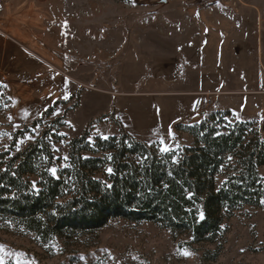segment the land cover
I'll return each instance as SVG.
<instances>
[{
    "label": "rangeland",
    "instance_id": "374dc122",
    "mask_svg": "<svg viewBox=\"0 0 264 264\" xmlns=\"http://www.w3.org/2000/svg\"><path fill=\"white\" fill-rule=\"evenodd\" d=\"M162 1L0 0L1 148L58 130L61 162L86 131L176 150L193 145L179 124L216 111L262 128L264 0ZM224 226L211 260L217 244L152 223L115 219L44 244L0 219V264H264V208Z\"/></svg>",
    "mask_w": 264,
    "mask_h": 264
},
{
    "label": "trees",
    "instance_id": "16d2710c",
    "mask_svg": "<svg viewBox=\"0 0 264 264\" xmlns=\"http://www.w3.org/2000/svg\"><path fill=\"white\" fill-rule=\"evenodd\" d=\"M177 128L192 146L161 151L125 132L105 139L86 131L68 143L63 162L58 130L18 153L26 132L15 133L7 150L0 134V219L44 244L95 234L115 219L152 223L194 244H217L206 254L217 259L226 221L264 208V126L216 111Z\"/></svg>",
    "mask_w": 264,
    "mask_h": 264
},
{
    "label": "snow or ice",
    "instance_id": "6c2138e0",
    "mask_svg": "<svg viewBox=\"0 0 264 264\" xmlns=\"http://www.w3.org/2000/svg\"><path fill=\"white\" fill-rule=\"evenodd\" d=\"M104 138L107 139V137H104ZM27 139L31 140L32 137L29 136ZM20 143L23 144L24 141L21 140ZM167 150H168L167 148H162V149H161V151H167ZM17 151H20V148H19V147H17ZM65 159H67V157H65ZM49 171H50V173H51L52 176H56V171H57V170H56L55 168H52V169H50ZM109 172H111V169H109ZM32 187H33L34 194H35V192L38 191V190L36 189V185L33 184ZM201 219H203V214H201ZM184 254H185V255H189V253H187V252H185Z\"/></svg>",
    "mask_w": 264,
    "mask_h": 264
},
{
    "label": "built area",
    "instance_id": "2783aa9c",
    "mask_svg": "<svg viewBox=\"0 0 264 264\" xmlns=\"http://www.w3.org/2000/svg\"><path fill=\"white\" fill-rule=\"evenodd\" d=\"M1 79H2L3 82L7 81V77L6 76H2Z\"/></svg>",
    "mask_w": 264,
    "mask_h": 264
},
{
    "label": "water",
    "instance_id": "95a60500",
    "mask_svg": "<svg viewBox=\"0 0 264 264\" xmlns=\"http://www.w3.org/2000/svg\"><path fill=\"white\" fill-rule=\"evenodd\" d=\"M162 2H163V3H166L167 1H166V0H163Z\"/></svg>",
    "mask_w": 264,
    "mask_h": 264
}]
</instances>
